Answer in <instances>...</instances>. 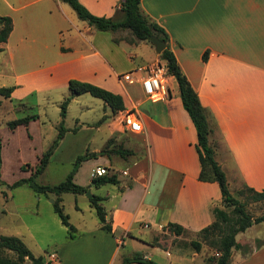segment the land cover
<instances>
[{
    "label": "crops",
    "instance_id": "crops-1",
    "mask_svg": "<svg viewBox=\"0 0 264 264\" xmlns=\"http://www.w3.org/2000/svg\"><path fill=\"white\" fill-rule=\"evenodd\" d=\"M79 1L92 14L113 20L124 17L123 0ZM140 10L168 34L170 49L207 111L209 141L229 189L236 184L263 189L264 0H141ZM0 15L12 19V30L0 44V58L13 73L14 88L10 97L3 98L23 102L53 91L67 96L68 81L77 79L120 94L124 110L134 109L142 124L140 132L129 131L121 111L113 114L107 105L109 111L103 109L95 125L105 126L106 136L99 149L86 153H96L93 157H99V164L94 168L106 166L107 175L115 174L117 182L94 186L93 168L90 182L80 181L81 163L73 180L89 186L90 192L99 188L96 195L102 197L111 231L102 229L94 217L82 219L73 224L74 236L57 243L49 252L52 258L45 256L49 264H121L134 254L157 264H202L200 252H185L178 241L174 245L184 234L167 229L172 222L196 234L213 221L211 208L221 200L216 182L198 179L196 129L174 77L170 97L156 102L143 95L140 83L120 81L122 73L150 60L148 54L146 62H136L127 49L142 43H115L112 32L93 28L61 0H0ZM125 32L129 33L115 34ZM32 116L25 126L39 122L38 114ZM109 141V150L121 145L132 154H101ZM74 195L88 198L84 209L91 213L89 197ZM4 199L8 203L7 195ZM76 210L84 213L80 206ZM8 213L3 207L2 214ZM248 229L236 235L238 242L245 243L240 234ZM8 235L23 240L19 229ZM230 264H264V244L246 255L233 249Z\"/></svg>",
    "mask_w": 264,
    "mask_h": 264
},
{
    "label": "rangeland",
    "instance_id": "rangeland-1",
    "mask_svg": "<svg viewBox=\"0 0 264 264\" xmlns=\"http://www.w3.org/2000/svg\"><path fill=\"white\" fill-rule=\"evenodd\" d=\"M127 35L130 34L122 33V36ZM138 42L142 44L137 47L127 46L128 51L134 54L136 62H146L148 54L150 60L145 64L164 62L159 53L155 51V47L150 40L136 41V43ZM144 44L146 46H142ZM13 81V73L7 69L4 60L0 58V86H13L11 85ZM172 84L174 92H176L175 81L172 80ZM65 97L58 91L50 92L46 96L32 95L24 99L23 102L15 97L9 100L0 96V138L2 141L0 234H14L16 229H19L22 232L24 243L32 253L35 256H46V258H52L53 256L49 252L54 250L57 243L68 237L67 228L61 223L53 208L56 196L52 193L35 192L26 183L16 187L11 185L17 180L31 175L41 155L57 137L58 125L62 119L60 105ZM103 109L109 111V108L100 98L93 97L88 93L74 97L68 103L66 115L63 119L66 131L44 171L36 177L37 183L58 184L72 170L78 155L86 153L87 149H99L103 138L106 136V128L105 126L100 129L96 128L95 123L102 118ZM37 114L39 122H31L29 127L21 124L12 130L8 126L10 120ZM79 124L82 128L78 127ZM76 127L78 129H75ZM81 164L82 167L77 177L84 183L90 182V170L96 164H99V157L92 156L83 160ZM23 166L26 169H22ZM230 191L234 197L244 204L246 211L253 219L264 215V201H254L245 187L236 184L231 186ZM92 193L99 194V188L97 190L93 189ZM5 195L9 198L8 203L5 202ZM60 197H62V209L69 216L71 224H81L82 219L86 222L91 221V217L97 219L94 209L91 210V213L84 209L88 199L86 196L80 197L67 192ZM5 206L9 209V213L6 215L2 214V208ZM77 206L84 210L83 214L76 210ZM36 210H38L37 213ZM183 237L174 240V245L178 241L183 251L193 253L195 247L190 244V241L201 240V238L191 233H185ZM256 237L264 241V221L253 224L244 234H240V240L245 241L244 244L248 246L249 250L256 247ZM198 252H200L199 259L202 260V264H213L209 259L214 254L211 247L202 242Z\"/></svg>",
    "mask_w": 264,
    "mask_h": 264
},
{
    "label": "trees",
    "instance_id": "trees-1",
    "mask_svg": "<svg viewBox=\"0 0 264 264\" xmlns=\"http://www.w3.org/2000/svg\"><path fill=\"white\" fill-rule=\"evenodd\" d=\"M75 11L77 17L97 30L110 31L113 33L112 40L119 43L125 40L129 43H134L138 40H150V35H156L167 43L166 47L159 53V56L167 66L169 74L174 77L179 91V96L184 109L190 116L197 135L196 151L198 153L200 171L198 179L204 182H216L221 193L220 203L213 205L211 208L213 221L207 226L196 232V235L201 240H191L190 244L199 251L203 243H206L214 250V254L209 258L213 264H230V257L233 249L240 250L243 255L248 254L251 250L246 244H242L236 240V235L244 232L255 223L264 221V215L255 217L246 211L244 204L240 202L231 193L226 174L215 159V148L209 141L211 127L207 120V111L200 103L197 92L189 83L186 75L183 73L175 54L168 45V34L155 21L151 20L140 10L141 0H123L121 9L124 12V17L121 20H113L107 16H98L92 14L79 0H61ZM12 30V19L6 15H0V44L5 42ZM127 30L129 36L116 35L118 31ZM2 48L0 47V51ZM207 59V53L203 54V60ZM14 86H0V96L5 98L10 97ZM69 95H67L60 105V115L62 117L58 125L57 137L53 140L49 148L41 155L38 164L27 178H22L14 182L11 186L16 187L24 183L28 184L35 192L52 193L56 196L53 202L54 211L59 216L61 223L67 228L68 235L74 236L76 228L69 221V216L64 213L61 205V195L71 192L74 194H83L87 191V186H82L74 182V174L80 163L97 154L94 152L78 155L72 170L67 174L64 180L55 185L39 184L36 182V177L41 174L47 166L51 155L59 144L60 139L66 131L63 125V119L66 115V107L68 103L75 97L84 93H88L93 97L100 98L113 114H116L125 109L123 98L120 94L114 93L98 85L90 82L70 79L68 81ZM34 116H25L8 121L10 129H15L18 125H27L29 120ZM100 121L97 122L99 124ZM107 146L101 151V154L117 153L124 157L132 154V150L125 149L121 145L115 149H108ZM1 149L2 141L0 138V165H1ZM22 169H26L25 166ZM94 186H99L105 183H116L117 177L113 175H103L91 180ZM245 189L250 193V197L254 201H264V188L255 190L245 185ZM102 197L92 194L89 197L90 205L94 208L101 228L110 232L111 225L107 221L106 212L101 204ZM230 208V209H227ZM167 229L175 235L185 234L187 231L179 224L169 222ZM264 244V241L256 239V247ZM218 253V255H216ZM50 260L44 256H35L27 247L24 241L15 235H0V264H49ZM157 264L152 259L144 258L140 254H134L130 257H124L121 264Z\"/></svg>",
    "mask_w": 264,
    "mask_h": 264
},
{
    "label": "built area",
    "instance_id": "built-area-1",
    "mask_svg": "<svg viewBox=\"0 0 264 264\" xmlns=\"http://www.w3.org/2000/svg\"><path fill=\"white\" fill-rule=\"evenodd\" d=\"M171 75L164 62L138 65L134 69L122 73L119 80L122 82H138L141 85L143 95L151 101H166L171 95ZM170 79V81H169ZM122 124L132 132L142 130L141 120L134 109L122 110ZM108 168L98 165L91 171V177L97 178L107 175ZM126 174V171H123ZM218 255V253H216ZM53 256V255H52Z\"/></svg>",
    "mask_w": 264,
    "mask_h": 264
},
{
    "label": "water",
    "instance_id": "water-1",
    "mask_svg": "<svg viewBox=\"0 0 264 264\" xmlns=\"http://www.w3.org/2000/svg\"><path fill=\"white\" fill-rule=\"evenodd\" d=\"M149 39L150 41L153 43L154 47H155V51L157 53H160L165 47H166V42L163 41L161 38H159L158 36L156 35H150L149 36ZM85 194L88 196V197H91L92 194L90 192V187L88 186V189L87 191L85 192ZM53 201V200H52Z\"/></svg>",
    "mask_w": 264,
    "mask_h": 264
}]
</instances>
